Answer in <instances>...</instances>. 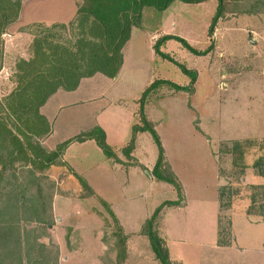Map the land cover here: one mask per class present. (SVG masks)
Here are the masks:
<instances>
[{
	"label": "rangeland",
	"instance_id": "rangeland-1",
	"mask_svg": "<svg viewBox=\"0 0 264 264\" xmlns=\"http://www.w3.org/2000/svg\"><path fill=\"white\" fill-rule=\"evenodd\" d=\"M254 1L243 0L241 9L247 11L257 7L259 4ZM36 4V1L28 0L24 16L30 11L35 14ZM218 4V0H209L202 5L177 1L164 11L147 7L143 13V28L136 30L137 36L125 49L126 68L120 80L98 74L94 80H84L79 92L63 91L43 108L42 112L53 126V133L46 139L45 145L54 148L94 126L107 129L109 144L125 145L128 142L126 138L130 140L132 130L129 120L138 110V100L143 91L153 81L162 78L183 86L190 84V77L155 53L156 41L165 34L177 35L200 50L207 49L214 42L216 48L207 55L192 53L176 39L166 42L162 47L164 52L197 70L195 91L178 92L163 85L159 87L158 96L150 100L146 112L156 124L167 160L181 181L185 196L189 199H206L210 212L213 201L216 200L219 207L218 191L226 186L233 193L231 207L236 203L231 214L233 232L231 228L230 233H226L228 221L231 220L230 208L220 213L221 234H218L221 240L236 239L235 247L217 248L208 244L203 247L190 242L183 247L186 249V260L191 264H264V218L255 220L247 214L252 204V187L264 185V177L259 176L253 168V163L264 151L258 145L246 148L244 163L247 169L243 174H240L239 166L233 165L232 155L224 153V142L228 140L264 142V39L260 42L257 36L250 33L253 28L264 30V13L242 15L241 29L226 32L221 26L217 29L218 38L213 36L211 39L209 28ZM259 6L264 10V5ZM221 22L224 25V21ZM21 29L19 25L12 26L3 37L5 56L0 70V98L15 87L12 79L15 63L20 56H27L28 53L29 37ZM89 97L93 99L86 100ZM127 128L129 137L124 135ZM93 146L95 150L75 144L66 155L69 165L84 175L96 191L97 197L81 202L83 210L92 212L94 205H101L100 198L127 204L132 216H136L132 217V222L141 231L142 223L138 222V218L144 214L150 215L164 200L176 197L172 186L149 178L147 168L152 167L159 156L158 146L150 132L142 133L134 152L142 164L128 170L119 168L116 173L113 162L96 144L93 143ZM127 157L121 154L123 161L128 160ZM58 183H61V179ZM56 187L61 189L55 181V190ZM130 199L132 202H128ZM257 200L256 207L264 203L261 195ZM62 202L66 206H80L76 201L58 199V203ZM63 214H60L63 220H58L54 214V225L64 230L66 239L71 237L73 243H79L82 237L76 236L68 228L67 225L72 222L69 223L66 213L65 216ZM196 221L191 220V226L188 224L186 230L178 232L194 239L204 237ZM103 229V241L113 247L116 229L113 219L111 222L105 220ZM209 229L212 230L210 224ZM144 237L147 244L142 246L143 254L147 264H152L147 257L151 256L154 263V253L149 239ZM170 247L174 256L180 251L173 243ZM110 252L108 250L99 260L93 257L82 260L74 258L64 264H114ZM133 263H137V260Z\"/></svg>",
	"mask_w": 264,
	"mask_h": 264
},
{
	"label": "trees",
	"instance_id": "trees-1",
	"mask_svg": "<svg viewBox=\"0 0 264 264\" xmlns=\"http://www.w3.org/2000/svg\"><path fill=\"white\" fill-rule=\"evenodd\" d=\"M23 1L0 0V70L4 60L3 37L19 19ZM175 1L198 4L207 0H76V15L70 22L50 25L36 22L22 27V32L32 36L28 57H19L16 61L12 75L16 85L0 98V264H59L60 250L52 242L49 232L55 224L53 199L57 187L55 190V181L48 170L52 166L66 165L63 154L72 143L93 139L107 157L118 160L107 142L105 130L100 126L83 131L62 142L56 149L48 150L42 141L52 132V125L41 113V108L59 90H76L84 78L98 73L110 78L117 77L124 64L123 50L132 37L133 29L141 26L144 9L153 7L164 11ZM230 1L218 0V8L209 28L211 39L219 20L229 10ZM256 1L264 5V0ZM234 2L232 5L241 12L264 13L259 5L246 11L240 7L243 0ZM171 39L178 40L196 55H207L215 48L212 42L207 49L200 50L186 39L172 34L162 35L156 41L155 53L190 77V84L183 86L162 78L153 81L138 100L139 123L133 126L131 140L123 149L124 154L130 157L137 134L150 132L159 150L152 174L156 179L172 185L178 195V199L161 203L142 225L141 232L148 237L159 264H180L172 260L160 229L166 209L184 205V188L166 158L161 136L149 118L146 106L153 97L158 96L159 87L163 85L178 92L194 93L198 78L197 70L187 67L174 55L162 50ZM255 145L264 151V142L256 140L234 139L224 142V153L232 155L233 165L240 167V174L247 169L244 163L246 148ZM253 168L259 176L264 177V153L255 160ZM73 174L84 189L82 197L93 196L95 193L89 183L76 172L73 171ZM252 188V204L247 214L264 218V203L256 207L258 195L264 197V185H254ZM232 195L226 186L219 190L221 212L231 208ZM101 202L108 208L115 223V244L109 249L117 252L114 264H124L127 235L107 203ZM220 222L221 214L219 226ZM231 228L232 222L229 220L227 234ZM218 234H221V230ZM46 239L49 241L46 242ZM230 243L231 240H218L219 245Z\"/></svg>",
	"mask_w": 264,
	"mask_h": 264
},
{
	"label": "crops",
	"instance_id": "crops-1",
	"mask_svg": "<svg viewBox=\"0 0 264 264\" xmlns=\"http://www.w3.org/2000/svg\"><path fill=\"white\" fill-rule=\"evenodd\" d=\"M27 1L28 0L23 1L22 11L20 13L19 19L12 26L19 25L22 28V27H25L31 23H36V22L45 23L48 25L53 24V23H68L75 17L76 11H77L76 0H34V2L35 1L37 2V4L35 5L36 8H34V11L37 10L36 13L34 14L33 11H30V13L28 15L26 14V16H24V12L27 13V10H26V2ZM208 1L209 0L202 2V3L191 4V5H202ZM176 2L177 1H175L169 8H171L174 4H176ZM230 2H231V4H230L229 10H227L224 18L220 19L218 22V25H217L218 27L216 28V31L214 34V36L217 38H218L217 29L220 28L221 26H223V29L226 32L241 29L240 19H241L242 15H254V13H252V12L249 14L248 12H241L240 10H238V8H235L234 5H232L234 0H232ZM145 9H144L143 13L145 12ZM24 17H26V18L24 19ZM221 21H224V25ZM12 26H10V27H12ZM142 28H143V18H142L141 26L133 29L132 37L123 50L124 64L122 66V69H121L119 75L117 77H115V80H120L122 78V73L124 72V70L126 68L125 53H124L126 47L129 44H132L133 39L135 38V36H137L136 30L142 29ZM23 33L29 37V43H28V46H29V44L32 40V36L29 33H26V32H23ZM250 33L257 36L256 38H258L260 40V42H262V40L264 39L263 38L264 37V30L261 28L260 29L253 28V29H251ZM215 40H216V38H215ZM253 41L255 42V40H253ZM217 46L219 48V44ZM4 56H5V53H4ZM20 57L27 58L28 53H27V56L22 55ZM98 74H100V73H98ZM98 74H96L95 76L90 77V78H84L76 90L66 91V92H68V93L79 92L84 80H94ZM63 91L64 90H59L56 94H54L52 96V98H50L48 100V102L41 108L42 114H44L42 112L43 108H45L52 99L60 96L61 92H63ZM90 99H93V97H89L86 100H90ZM119 100H122V98H120ZM148 104H147V106H148ZM147 106H146V108H147ZM137 111L138 110H136L132 114V119L129 120L130 123L132 124L131 125L132 128L135 124L139 123ZM148 116L150 118L149 114H148ZM49 121L51 122L50 119H49ZM51 125H52V122H51ZM100 127H102L105 130L106 138L108 140V137H109L108 133L109 132L107 131V129L105 127H103V126H100ZM125 131L126 132L124 133V135L126 137H129L130 131L128 130V128ZM132 131L133 130H131L130 140L132 137ZM52 133H53V126H52V132L42 141L44 147H46V148H47V146L45 145L46 139L49 138V136ZM142 133H144V132H139L137 134L136 141H135V148L131 152L130 157H127L128 160H126V161H123L121 159V154H124L123 149L130 142V140H127L128 138H126V140H125L128 142L121 147L120 146H113V145L108 143L113 148V150L115 151V153L118 157V160H116L114 158L107 157L104 154V152L102 151V149L98 146L97 142L92 139V140H87L85 142H74V143H72L65 150V152L63 154V161L66 163V165L52 166L48 170V174L50 175V177L53 180H55L57 182V184L60 185V187H61L60 190H59V188L56 190V193L54 195V199H53L54 214L57 216L58 220H63V217H60L61 216L60 214L66 213V217L69 219L68 220L69 223L72 222L70 225H67L68 228L70 230H72V232L75 233L76 236H78V237L80 236V238L82 237L81 241H79V243L78 242L73 243V240H71V237H69L68 239H66L64 237V235H63L64 230L63 229L62 230H61V228L57 229L58 227L55 225L50 229L49 232L52 235V242H54L56 245H58L59 250H60V260L61 261L59 264L67 263L74 258L82 260V259H85L88 257L89 258L93 257V259L99 260V259H102V257L108 253L110 246H108V244H106V242L103 241V237H104V229L103 228H104L105 220H108L109 222H111L112 216L108 212V208H106L102 204L101 201H105L107 203L109 209H111V211L113 212V214L115 215V217L119 221L120 226L123 228L124 234L127 235V257H126V261L124 264H147L146 256H145V254H143V250H142V246L147 244L145 239H144L145 238L144 236H146V235L142 234L140 229L134 225L135 223L132 222V220H131L132 217H136V216H134V215L132 216V212L128 208L129 206L127 204H123V203L118 204L117 202L107 201L105 199L100 198L101 205H99V206L94 205L92 207V212H91V210H88V209L83 210L81 202L88 200V199H91L93 197H97L96 191L93 189V187L90 185L88 180L84 177V175H82L79 171H77L72 166H70L68 161L66 160V155L68 154V152L71 150V148L75 144H80V146H88L90 148H94V150H95V147L93 146V143H94L97 145V148H99L103 152L105 157L113 162V166H114L113 168L115 170L114 171L115 173L118 171L119 168H126L128 170L131 167L138 166V165L142 164L139 160H137L136 156L134 155V152L137 149L138 139ZM61 143H59V144H61ZM59 144H57L54 148H47V149L48 150H54L57 148V146ZM157 158H158V155H157ZM157 158H156L153 166L147 168L148 173H149V178L152 181L153 180L158 181V179H156L154 177V175L152 174V170L156 164ZM73 171L76 172L81 177H83L89 183V185L91 186V188L93 189V191L95 193L93 196L82 197V194L84 193V189H83L80 181L73 174ZM59 179H61L60 184L58 183ZM166 184H168V183H166ZM223 184H224V181L222 182V185ZM170 186H172V185H170ZM175 193H176L175 198L167 199V200L178 199L177 192H175ZM60 198L68 200L69 202H75V201L79 202L80 206L75 208L74 206H66L65 202L58 203V199H60ZM128 202H132V200L130 199ZM183 203H184V205L181 207H172V208L166 209V211L164 213L163 220H162V227L160 229L161 234L163 235V237L167 241V245H168V248L170 251V256H171L172 260H174L175 262L180 263V264L181 263L182 264H191V262H188V260H186V257L184 256V255H186V249H183L184 245L188 246V244L190 242L197 244L198 246H203V247L206 246V244L215 245L217 248H234L235 247L236 239H234V238H232L231 243L229 245H219L218 244V240H219V235H218L219 215L221 213L220 202H219V191H218L219 207H218L217 201L216 200L213 201L211 204L212 208L210 209V212H209V204H208L206 199H204L202 197L189 199L185 196V191H184ZM235 206H236V203H234L232 205V207L230 209V215L232 214ZM58 207H60L59 210H58ZM153 212L150 215H149V213L146 215L145 214L142 215L140 218H138V222L142 223V225H143L144 222L153 214ZM64 214H63V216H65ZM250 217L255 219V220L256 219H259V220L263 219L262 217H258V216H250ZM191 220H197L196 225L197 224L200 225V231H201L200 233H203L204 237H200V239L195 238L196 239L195 240L192 237H188L186 235V233L178 232V231H181L182 229L186 230L187 229L186 227L188 226V224H190V226H191ZM231 222H232V232H233L232 215H231ZM209 224L211 225L212 230L209 229ZM141 230H142V226H141ZM45 241L48 242L49 240L46 239ZM182 242L184 244H181ZM171 243L176 245L178 247L177 249L180 250L179 252H176L177 255H175V256L173 255V251L170 247ZM179 246L181 248H179ZM110 253H112L110 255L111 258H113V260H115L116 254H117L116 250H113ZM147 258L152 262V264H156L155 262L157 260L155 258V255H154V260H155L154 263H153V258L151 256H149ZM132 260H133V262L135 260H137V263H133ZM75 264H80V262H77ZM157 264H159V262Z\"/></svg>",
	"mask_w": 264,
	"mask_h": 264
}]
</instances>
